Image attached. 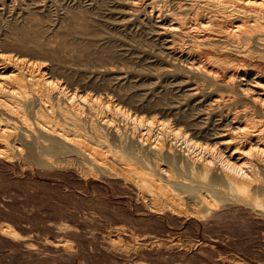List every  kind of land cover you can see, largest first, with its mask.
Returning <instances> with one entry per match:
<instances>
[{
    "label": "bare ground",
    "instance_id": "obj_1",
    "mask_svg": "<svg viewBox=\"0 0 264 264\" xmlns=\"http://www.w3.org/2000/svg\"><path fill=\"white\" fill-rule=\"evenodd\" d=\"M120 1L136 12L148 4L169 54L207 82L187 91L199 98L209 88L208 107L226 118L218 132L223 136L213 144L198 142L189 127L139 115L119 98L83 93L12 38L0 49V167L12 176L14 170L31 178L66 171L90 186L116 183L119 196L102 199L121 203L123 211L92 234L113 264L203 257L214 264H264V0ZM22 34L38 41L29 31ZM72 188L71 194L83 196ZM232 215L257 227L258 257L238 248L229 231H213ZM8 224H0V233L29 258L87 264L81 245L69 240L78 229L56 227L57 238L34 241L19 238Z\"/></svg>",
    "mask_w": 264,
    "mask_h": 264
},
{
    "label": "rangeland",
    "instance_id": "obj_2",
    "mask_svg": "<svg viewBox=\"0 0 264 264\" xmlns=\"http://www.w3.org/2000/svg\"><path fill=\"white\" fill-rule=\"evenodd\" d=\"M118 1L120 0H0V49L5 41L18 40L24 44L21 49L27 56L34 53V57L50 63L57 78L65 79L72 86L74 84L73 87L83 93H94L103 98H119L124 101L127 109L139 115L148 117L152 114L168 121L175 128L189 127L188 130L195 132L194 136L200 140L198 142L213 144L220 140L223 135L218 132L221 127H225L226 118H220L221 110L215 111V114L208 107L211 96L209 88L201 93L203 98L190 95L187 91L198 81L205 86L207 82L190 71L187 62L184 63L185 60L169 54L166 47L167 37L160 33L156 21L149 19L147 11L150 8L147 3L136 12L130 10L126 3ZM24 30L34 34L38 41H29L22 34ZM60 48L64 49L63 53ZM12 172L19 178L9 175L7 170L0 167V224L10 222L19 238L32 236L34 241H41L43 237L49 240L57 238L59 227L78 229L77 233L69 236V240L81 245L86 263L113 264L101 254L98 248L99 239L93 238L92 234L94 231L100 232L112 222L119 211H123L121 203L108 200L105 202L102 199V195L108 193L113 194V197L119 196L116 183H110L106 188L96 184L90 186L66 171L43 172L32 176L34 179L17 170ZM45 174H49L50 178ZM68 186L84 192V197L77 198V195L71 194ZM79 212L80 215L84 213L83 217L92 213L94 217L89 219L92 223L80 216ZM101 221L103 224H98ZM223 222L224 228H214L213 231H229L225 235H233L238 248H243L257 257L260 255L258 229L254 224L247 223L239 215L229 216ZM5 237L7 236L0 233V264H71L68 259L57 258L50 263L43 258H29L19 251L14 238ZM176 262L212 263L205 257L186 258Z\"/></svg>",
    "mask_w": 264,
    "mask_h": 264
}]
</instances>
